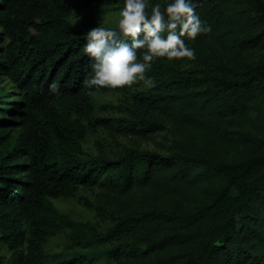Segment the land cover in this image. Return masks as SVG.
<instances>
[{
  "label": "trees",
  "instance_id": "16d2710c",
  "mask_svg": "<svg viewBox=\"0 0 264 264\" xmlns=\"http://www.w3.org/2000/svg\"><path fill=\"white\" fill-rule=\"evenodd\" d=\"M115 1L0 0V75L15 91L0 88L5 264H264V0H194L211 30L184 37L195 58L151 62V83L133 96L140 123L128 124L93 117L92 93L114 87L85 83L88 30L71 20ZM165 121L179 133L166 152L82 147L99 125L145 136ZM92 187L112 226L77 230L67 253L46 251L73 227L52 200Z\"/></svg>",
  "mask_w": 264,
  "mask_h": 264
},
{
  "label": "rangeland",
  "instance_id": "374dc122",
  "mask_svg": "<svg viewBox=\"0 0 264 264\" xmlns=\"http://www.w3.org/2000/svg\"><path fill=\"white\" fill-rule=\"evenodd\" d=\"M123 5L124 0H117L114 3L78 9L72 14L71 20L85 30L95 25L115 26L118 24L119 10ZM5 42L6 40L2 44ZM152 70L151 63V67L146 70V76L151 78ZM146 84L145 80L138 79L131 84L114 86L112 89L95 90L92 93L93 117H114L115 124L119 122L128 124L132 121L140 123V117L133 111L132 102L134 93L144 89ZM0 88L12 91L8 97L15 96L14 87L5 75H0ZM164 123L162 129L145 136L133 133L122 134L111 127L99 125L88 130L82 140V147L89 153L107 155H115L128 147L166 152L174 140L179 138V133L169 121ZM99 192V187L77 188L71 195L52 200L57 210L72 221L73 227H65L51 236L44 245L46 251L67 253L76 248L72 235L77 230L104 233L112 226V218L102 214L98 209ZM11 253L12 251L0 242V264H5ZM89 264L116 263L112 258L102 256Z\"/></svg>",
  "mask_w": 264,
  "mask_h": 264
},
{
  "label": "clouds",
  "instance_id": "9594fccd",
  "mask_svg": "<svg viewBox=\"0 0 264 264\" xmlns=\"http://www.w3.org/2000/svg\"><path fill=\"white\" fill-rule=\"evenodd\" d=\"M119 13L117 27L95 25L87 31L85 51L94 58L92 74L85 80L89 86L114 87L138 79L151 83L146 70L155 58H195V48L184 37L194 39L211 30L196 11L194 0H168L164 5L159 0H124ZM138 49H145L142 59Z\"/></svg>",
  "mask_w": 264,
  "mask_h": 264
}]
</instances>
